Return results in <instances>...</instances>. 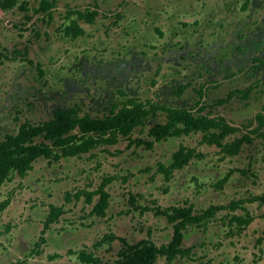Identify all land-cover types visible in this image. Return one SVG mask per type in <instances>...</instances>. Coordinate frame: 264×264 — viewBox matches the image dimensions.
Masks as SVG:
<instances>
[{
	"label": "flooded vegetation",
	"instance_id": "obj_1",
	"mask_svg": "<svg viewBox=\"0 0 264 264\" xmlns=\"http://www.w3.org/2000/svg\"><path fill=\"white\" fill-rule=\"evenodd\" d=\"M19 1L6 8L0 2V8L5 11L16 7L21 13L27 11L24 2ZM57 1L39 0L35 11L42 22L54 20ZM133 1L126 0L128 5L141 10L127 20L126 26L120 25L123 0H78V4L85 3L83 8L66 4L63 21L55 29L34 30L38 52L32 59L26 52L31 53L35 48H28L23 42V34L18 33L15 48L10 51L1 46L0 126L6 130L0 129V140L17 134L22 125H42L60 111L105 117L136 100L145 102L147 113L142 123L134 124L127 133L110 131L92 135L75 128L71 133L78 137L84 135L83 139L76 140L78 146L81 145L79 141L89 139L88 136H93L96 142L74 153H64L66 146L55 145L44 135L45 130L32 136L34 144L48 145L51 152L38 154L24 173L9 170L0 186L16 178L15 185L23 189V181L28 179L29 186L42 193L41 198L37 191L29 194L30 197L38 201L46 198V208L40 218L34 220L29 208L21 207L20 198L14 202V193L10 194V190L0 198L1 240L6 245L11 241L9 248L2 245L0 264H67L65 258L74 264H110L100 262L97 255L100 248L117 245V260L122 251H128L130 246L142 241L164 248L157 253L153 264H264V192L241 194L245 179L258 181L260 174L255 168V156H249L244 166L232 165L225 171L214 163L200 167L207 158L200 149L202 145L215 146L220 158L226 159L240 157L244 146L253 145L258 138L264 139L254 131L259 125L256 115L264 114V99L256 112H252L251 104L246 103L252 91L264 84V0H159L147 8L144 6L146 0L142 4ZM22 15L26 17L25 13ZM98 17H111L109 22L116 27H110L114 32L121 31L116 54L111 50L107 53L103 45L102 41L110 43L107 37L102 39V35L108 33L103 21L101 35L82 25L93 28ZM4 23L8 27L13 25L8 21ZM163 38L167 40L157 45L156 41ZM78 45L82 48L76 55L72 46ZM18 57L23 61L7 64V60ZM187 67L191 76L181 82L188 76L180 69ZM205 73L207 79L203 78ZM253 76L256 80L252 81ZM238 77L244 86H237L240 83ZM199 78L203 81L195 87L198 96L195 106L175 105L184 90ZM209 82L218 86L208 87ZM158 84L171 92L172 99H161L162 88ZM141 85L147 86L148 90H157L156 97L141 100L138 97L140 90H145ZM67 99L72 102L65 103ZM235 99H241L243 105L248 106L226 114L227 106L234 105ZM86 100L100 110L97 113L89 108L83 110ZM36 102L49 112V117L38 123L23 121L11 131L12 120L7 124L11 114V118L16 119V112L24 104ZM168 108H185L196 115L223 119V123L235 127L226 140L233 141L243 135L248 138L242 141L237 152L229 153L204 138L200 130L164 131L162 127L170 123ZM233 114L240 119L246 118V114L252 117L237 125ZM183 125L178 122L181 128ZM139 131L142 132L137 135ZM237 132L241 133L234 135ZM199 133V147L184 141V137ZM165 143L169 147L165 148ZM189 150L193 153L187 162L174 166L175 156L183 160ZM97 152L102 153L94 156ZM39 159L45 164L36 169L34 164ZM75 159L80 163L74 165L73 175L85 174V168H81L83 163L94 164L99 173L93 175L92 185L72 184L69 190H61L56 177L65 173L70 165L68 162ZM186 170L193 172L189 179ZM209 176L213 180L207 183L205 177ZM105 179H109L105 185L108 202L99 213L95 209L99 200L96 191ZM62 184H68V181ZM252 203H257V211L250 206ZM68 207L79 213L80 236H75L79 232H75L76 227H56ZM6 212L4 219L9 220L2 224L1 217ZM147 212L152 213L155 224L162 220L163 228L167 230L165 239L159 244L153 237L156 226L154 230L150 227L145 232L142 230L144 235L137 240L131 239L133 220ZM20 224L22 227L18 230ZM144 227L142 224L140 229ZM125 230L129 235L122 233ZM177 232L180 241L179 250L175 251L170 245ZM245 239L250 242L248 248L243 243ZM82 240L85 242L81 243ZM85 255L91 260L85 259Z\"/></svg>",
	"mask_w": 264,
	"mask_h": 264
},
{
	"label": "rangeland",
	"instance_id": "obj_2",
	"mask_svg": "<svg viewBox=\"0 0 264 264\" xmlns=\"http://www.w3.org/2000/svg\"><path fill=\"white\" fill-rule=\"evenodd\" d=\"M4 0H0V2H3ZM19 2H24V4L26 5V8L28 9L27 11H19L16 7H14L13 9H9V10H1L0 8V50L2 49V47L4 48V50L6 51H10L11 48H15L14 45L16 43H14L15 37L19 34H23V42L28 46V48H35L33 51H31V53H27L26 52V56L30 57V59L36 57L37 55V48H36V39H33V37L35 36V29L39 28L42 30H47V31H51L53 28L55 29V27H57L62 21H63V15L65 13V9L67 8V5L69 6H74L73 4H75V6H80L77 8H83L85 3L82 2L80 4H78V0H58L57 3L54 5V12H55V18L52 21L47 22H42L41 21V17L38 16V14H36L35 8L38 5L39 0H20ZM134 4H142L143 2H145V0H135L133 1ZM156 2H160L159 0H146V3L144 4L145 8L148 7V5L151 4H155ZM67 4V5H66ZM129 3L126 2V0H123L122 2V15L123 18L122 20H120V25L121 26H126L127 20L131 19L134 17L135 12L141 8L135 7V5L130 6L128 5ZM153 4V5H154ZM151 6H149L150 8ZM25 13L26 17H23V15L21 16V14ZM29 16V17H27ZM148 17V16H147ZM189 17V16H188ZM191 18V17H190ZM109 20H111V17L108 19H104L102 17H98L97 21L95 22V26L92 28L83 24L82 25L89 31L90 29H93L94 31H99L97 34L101 35L102 33V21L104 22L103 25H106L108 27V33L107 34H103L102 35V39L104 38H108V41H110V43H105L104 41H102L104 44V46H106L105 49H107V53L113 51V53L116 54V50H117V42L120 41V32L119 30H117L116 32L113 31V28L110 27L111 25L114 26V28L116 27V24H112L109 22ZM4 21H8V23H13V25H11L10 27L6 26V23H4ZM119 21V20H118ZM34 27L33 29L30 30V28ZM125 30V28L123 29ZM122 30V31H123ZM92 35L95 33H91ZM167 34V38H168V34H169V30L166 32ZM167 38H163V40H157V45H160V43H162L164 40H167ZM27 39V40H26ZM1 43H4L5 45H2ZM7 45L8 49H7ZM2 46V47H1ZM97 46V45H96ZM72 48L75 49L76 51V55L80 52L82 45H78L76 47L72 46ZM100 48H98L99 50ZM3 50V51H4ZM101 51V50H100ZM100 51H97V53H100ZM7 52H5L6 54ZM103 53V51H102ZM4 54V53H3ZM11 54V53H10ZM15 54L12 55V57H14ZM21 59L15 58V59H9L7 60V64L11 65V64H16L18 61H20ZM23 61V60H21ZM174 65V63H172ZM171 64V65H172ZM175 66V65H174ZM173 68V67H172ZM162 70H164V66H162ZM182 74H185L188 76V78H183V81L181 82H185L187 80H189V77L191 75H189L190 72V68L187 67L185 69L181 68L180 69ZM211 76V74H209ZM47 77V76H46ZM203 78H206V73L205 76ZM218 78H221L220 76H218ZM237 79V78H236ZM238 80L240 81V83H238L237 86H244L245 83L242 81L241 78L238 77ZM251 80H256V77H252ZM203 80H201V78L198 79V81H195V83H193V86L188 87L186 90H184V92L182 93V96L180 98H178V104L175 105H183V106H195V101L198 99V96L195 92V87L200 85V82L202 83ZM222 82V81H221ZM220 82V83H221ZM219 83V84H220ZM143 88H145V90H140L139 93V98H141V100L145 99V97L150 98V99H154L156 97V91L153 90H148V87L145 85H141ZM159 88H162L161 91V99L166 97V99H172L171 92H169L167 89L163 88L161 84L157 85ZM217 85H214L213 82H209L208 87H217ZM147 87V89H146ZM259 89L253 90L251 93V96L246 100L247 104H251V110L252 112L256 109L259 110V104L261 101H263L264 99V84L262 83L261 86L258 87ZM161 90V89H159ZM71 99H67L65 101V103H71ZM244 101H242L241 99L237 100L235 99V104H231L227 106V110H226V114L228 112L231 113L235 108H239V107H247L248 105H243ZM82 107V106H81ZM223 106H221L222 108ZM90 109L93 113H97L100 108L98 107H94L93 104H91V102H89L88 100L85 101V106L82 107L83 110L85 109ZM250 109L248 110V112H250ZM225 112V110H224ZM16 119H12L11 116L9 117V121H8V125L10 123V128L11 131H15L17 126L23 122V121H29L32 123H38L43 121L44 119H46L47 117H49V112L39 103L36 102L33 105H27L24 104L23 108L21 110H19L18 112H16ZM94 115V114H93ZM247 117L246 118H238L237 116H234V120H235V124H240V122H243L244 120H247L248 118H251L252 116H248V114H246ZM163 119V118H162ZM241 120V121H240ZM0 129H5V127L0 126ZM142 131L137 132V135L139 133H141ZM241 132H237L234 135L238 136ZM200 138V133L199 134H193L191 136H187L184 137V141L189 144L192 143L195 146H200L198 143V140ZM167 144V143H165ZM169 147V144H167L165 146V148ZM201 151L205 152V154L207 155V158L205 159V161L203 160L200 163V167L202 165H207L210 163H214L217 167H219V169L225 171L227 170L230 166H244V164H246L248 157L249 156H255V168L258 169L257 171L259 172L260 175H258V181L256 182H250L249 178L245 179L244 185L241 188L242 192L241 194L245 195V194H250L251 191L254 192H264V139L262 138H258L255 140L253 145L250 146H244L243 150H242V155L240 157H234V158H226V159H221L220 158V154L218 152V149L213 146V147H209L207 145H202L200 147ZM102 152H97L96 155L94 156H98L99 154H101ZM99 160V157L98 159ZM96 160V161H97ZM252 160H254V157H252ZM82 161V160H81ZM93 161V160H92ZM93 161V162H96ZM106 161V160H105ZM80 161L77 162V159L68 162L67 165L68 168L66 169L67 171H65V173L61 174L59 177H56V182L57 184H61L60 189L64 190L67 189L69 190L72 184H75L76 186H81L82 184H93L94 182V177L93 175L98 174L99 173V168L97 169L96 167H94L95 165L92 163H89L87 165H85L83 163V165H81V168H85V174L83 176H81V174H83L84 172H79L77 175H73L74 172V165H79ZM45 164L44 160L39 159L38 161L35 162L34 166L36 169H39L40 167H42ZM187 171V170H186ZM188 173L186 174V178L189 179L192 176V171L188 170ZM80 174V175H79ZM73 175V176H72ZM177 178V174L175 175ZM18 178V177H17ZM82 178H84L82 180ZM200 179V178H199ZM205 179L207 180L206 182H211L213 180V178L211 176L209 177H205ZM65 180L68 181V184L63 185L62 182H64ZM17 183V179H13L10 182L4 183L3 185L0 186V198H4L5 195H7V191L10 190V194L14 193V202H16L19 198L21 199V207L23 208H29V214L32 216V218L38 219L40 218V214L45 210V205H46V198H42L40 201L35 200L33 198L30 197L29 194H32L34 191H37L38 196L41 198L42 197V193L38 192V190L35 187H31L29 186V181L28 179H26L25 181H23V189H21V187L19 188V186H16L15 184ZM163 184V183H162ZM161 184V185H162ZM95 186V185H93ZM180 185L177 186V188H179ZM56 188V187H55ZM54 188V189H55ZM53 191V190H52ZM49 191H47L48 193ZM180 191L178 190V193ZM181 193V192H180ZM36 194V193H35ZM33 196V195H32ZM20 202V201H19ZM79 204V203H78ZM78 204H76L78 206ZM70 206V205H69ZM251 207H253V210H258V206L257 203H252L250 204ZM80 207V206H78ZM69 209H67L66 213L62 216L60 223L58 225H56L57 229H61L65 226H72V227H76L77 229H75V232L77 230H79V232H77L76 235L80 236V232L81 229L78 226L79 221L81 220L77 218V213L78 211L68 207ZM23 211V210H22ZM18 212V211H17ZM83 211H80V214H82ZM79 214V213H78ZM7 217V212L6 215L4 214L1 218V223L5 224L7 222L8 219H4V217ZM3 220V222H2ZM30 223H32L30 221ZM133 227H134V231L132 233V237L131 239H133L134 241L137 240L138 238H140L141 236L144 235V232L146 231L147 227H150L151 230H154L155 226L158 227L155 229L153 237L156 239V242L159 244L164 236L165 233H167V230L163 228V221L162 220H158V223L155 224V219L152 216L151 212H147L141 216L138 217V220H133ZM145 225L144 228L140 229L141 225ZM22 227V224L19 225L18 230ZM144 230V232L142 231ZM28 232V231H27ZM17 233V232H16ZM124 235H129V232L127 230L122 232ZM156 233V234H155ZM26 236V235H25ZM28 237V236H26ZM128 238V237H127ZM129 239V238H128ZM165 239V238H164ZM130 240V239H129ZM11 241H8V245L5 244L4 241L1 240V235H0V250H2V245L5 246L6 248H9ZM85 241H81V243H83ZM244 245L248 248L250 247V242H247V240L245 239L243 241ZM118 246L114 245L110 248L105 249V247L100 248L97 251V255L100 259V262H105V263H113L117 256H118V252H117ZM18 251V249H17ZM69 257H73V255H70ZM164 261V260H163ZM64 263L67 264H74L71 260L65 258ZM79 264V263H78Z\"/></svg>",
	"mask_w": 264,
	"mask_h": 264
},
{
	"label": "trees",
	"instance_id": "obj_3",
	"mask_svg": "<svg viewBox=\"0 0 264 264\" xmlns=\"http://www.w3.org/2000/svg\"><path fill=\"white\" fill-rule=\"evenodd\" d=\"M16 1L4 0L1 6L3 8L9 7ZM44 6L47 7L48 4H44ZM144 103L131 100L130 105H126L123 109L105 117L78 116L72 111H60L55 115L54 119L42 125L36 127L22 125L17 134L8 135L3 140H0V181L6 177L9 170L17 169L19 173H24L38 154H49L51 152V148L48 145L41 147L32 142V136L39 131L45 130L44 135L52 139L55 145L66 146L63 150L64 153H74L81 148L90 147L96 140L93 136H88L89 139L79 141L81 145L78 146L76 140L83 139L84 135L78 137L76 134L71 133L72 130L77 128L84 134L92 133V135L106 134L110 131L127 133L134 124L142 123V119L147 113ZM167 111L170 123L165 126L162 125L164 131L172 129L175 133H181L190 130H200L203 132L204 138H208L229 153L237 152L242 141L248 138L243 135L233 141L226 140L227 135L234 132L235 127L223 123V119H216L207 115H196V113L185 108H168ZM256 120L259 121V125L254 131L264 136V114L258 113ZM178 122L184 124L182 128L178 126ZM187 153L183 160H178V155L177 157L175 156L176 162L173 165L182 166L183 163L187 162L193 151L189 150ZM108 180L105 179L96 191L99 194V200L95 205V209L99 213L103 212L108 202V192L105 190ZM179 241L180 233L176 235L170 247L175 251L179 250ZM163 250V247H157L151 242L142 241L130 246L128 251H122V256L113 264H153L157 253ZM84 258L91 260L89 255H85Z\"/></svg>",
	"mask_w": 264,
	"mask_h": 264
}]
</instances>
